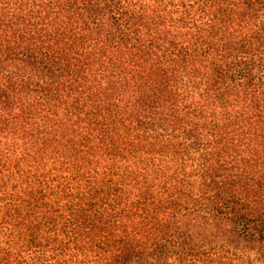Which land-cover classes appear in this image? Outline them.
Returning <instances> with one entry per match:
<instances>
[{
  "label": "trees",
  "instance_id": "trees-1",
  "mask_svg": "<svg viewBox=\"0 0 264 264\" xmlns=\"http://www.w3.org/2000/svg\"><path fill=\"white\" fill-rule=\"evenodd\" d=\"M0 264H264V0H0Z\"/></svg>",
  "mask_w": 264,
  "mask_h": 264
}]
</instances>
